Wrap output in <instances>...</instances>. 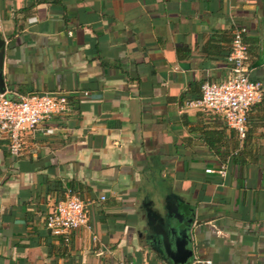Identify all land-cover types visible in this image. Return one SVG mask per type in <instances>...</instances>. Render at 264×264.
<instances>
[{"label":"crops","instance_id":"1","mask_svg":"<svg viewBox=\"0 0 264 264\" xmlns=\"http://www.w3.org/2000/svg\"><path fill=\"white\" fill-rule=\"evenodd\" d=\"M236 25L263 86L243 136L185 104L227 79ZM0 40L8 97L70 107L19 156L0 133V264H174L156 227L172 206L192 250L175 264H264V0H0ZM68 189L94 229L67 241L45 218Z\"/></svg>","mask_w":264,"mask_h":264},{"label":"built area","instance_id":"2","mask_svg":"<svg viewBox=\"0 0 264 264\" xmlns=\"http://www.w3.org/2000/svg\"><path fill=\"white\" fill-rule=\"evenodd\" d=\"M247 32V28L241 25H236L232 31L231 50L227 57V79L221 82L204 81L200 97L185 103L200 111L220 114L228 127L236 130L240 136L246 131L250 108L263 97L262 83L250 78L249 51L244 41ZM69 108L68 99L61 92L33 93L17 98L8 97L5 92L0 93V133L7 135L9 152L19 156L26 134L35 131L43 120L66 114ZM206 171L214 170L208 168ZM218 173L224 177L226 169L221 167ZM104 199L102 196L101 200ZM90 204L68 189L65 198L57 201L46 215V228L51 234L67 241L80 229L93 230ZM195 261L203 262L199 259ZM126 264L137 263L129 261Z\"/></svg>","mask_w":264,"mask_h":264},{"label":"water","instance_id":"3","mask_svg":"<svg viewBox=\"0 0 264 264\" xmlns=\"http://www.w3.org/2000/svg\"><path fill=\"white\" fill-rule=\"evenodd\" d=\"M2 48V40H0V49ZM2 56H0V68H1ZM5 92V84L0 73V93ZM172 213L171 218L169 217L168 227L163 226L161 223L156 222L157 234H159L161 239L162 247L159 248L161 251V258H167V261L171 260L176 263L178 255H187L190 257L192 255V250L187 247L189 235L187 233L188 229H180L176 225V220H182V215L175 211V207L172 206L170 211Z\"/></svg>","mask_w":264,"mask_h":264},{"label":"rangeland","instance_id":"4","mask_svg":"<svg viewBox=\"0 0 264 264\" xmlns=\"http://www.w3.org/2000/svg\"><path fill=\"white\" fill-rule=\"evenodd\" d=\"M164 224H167V220L164 222Z\"/></svg>","mask_w":264,"mask_h":264},{"label":"trees","instance_id":"5","mask_svg":"<svg viewBox=\"0 0 264 264\" xmlns=\"http://www.w3.org/2000/svg\"><path fill=\"white\" fill-rule=\"evenodd\" d=\"M262 100V99H261ZM256 105V104H255ZM247 121H248V118H247Z\"/></svg>","mask_w":264,"mask_h":264}]
</instances>
